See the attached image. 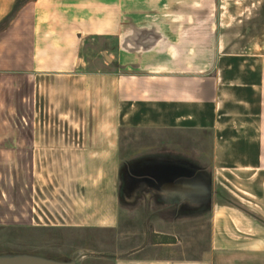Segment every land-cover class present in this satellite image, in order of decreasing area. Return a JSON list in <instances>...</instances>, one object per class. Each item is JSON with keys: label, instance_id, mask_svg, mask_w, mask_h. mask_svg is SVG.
<instances>
[{"label": "crops", "instance_id": "1", "mask_svg": "<svg viewBox=\"0 0 264 264\" xmlns=\"http://www.w3.org/2000/svg\"><path fill=\"white\" fill-rule=\"evenodd\" d=\"M17 2L0 0V228L173 210L158 256L114 264H264V0ZM135 132L156 146L124 160ZM204 213L209 248L187 256L172 230Z\"/></svg>", "mask_w": 264, "mask_h": 264}, {"label": "rangeland", "instance_id": "2", "mask_svg": "<svg viewBox=\"0 0 264 264\" xmlns=\"http://www.w3.org/2000/svg\"><path fill=\"white\" fill-rule=\"evenodd\" d=\"M131 136L134 141L125 142L123 147L124 160L149 152L156 146L155 142H149L148 136L136 132ZM176 215L173 210L129 211L124 214L122 232L0 228V258L32 257L60 263L114 264L118 256L156 257L158 253L153 251V246L163 239L155 231L163 228L155 227V219L158 216L175 219ZM192 217L195 218L172 230L181 241L180 250L187 256L203 253L209 248V215ZM137 250L145 251L137 255Z\"/></svg>", "mask_w": 264, "mask_h": 264}, {"label": "water", "instance_id": "3", "mask_svg": "<svg viewBox=\"0 0 264 264\" xmlns=\"http://www.w3.org/2000/svg\"><path fill=\"white\" fill-rule=\"evenodd\" d=\"M0 264H76L74 262L70 263H60L53 262L49 260H44L40 258H32V257H3L0 258Z\"/></svg>", "mask_w": 264, "mask_h": 264}, {"label": "trees", "instance_id": "4", "mask_svg": "<svg viewBox=\"0 0 264 264\" xmlns=\"http://www.w3.org/2000/svg\"><path fill=\"white\" fill-rule=\"evenodd\" d=\"M31 0H18L17 2V5L15 7V12L18 11L25 3L29 2ZM10 19V18H9ZM8 22V19L7 21L5 22V24Z\"/></svg>", "mask_w": 264, "mask_h": 264}]
</instances>
